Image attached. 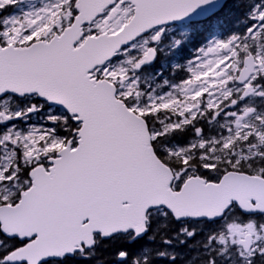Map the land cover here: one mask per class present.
<instances>
[{
	"label": "snow or ice",
	"instance_id": "6c2138e0",
	"mask_svg": "<svg viewBox=\"0 0 264 264\" xmlns=\"http://www.w3.org/2000/svg\"><path fill=\"white\" fill-rule=\"evenodd\" d=\"M0 264H264V0H0Z\"/></svg>",
	"mask_w": 264,
	"mask_h": 264
},
{
	"label": "trees",
	"instance_id": "16d2710c",
	"mask_svg": "<svg viewBox=\"0 0 264 264\" xmlns=\"http://www.w3.org/2000/svg\"><path fill=\"white\" fill-rule=\"evenodd\" d=\"M222 23L224 24L225 28H230V27L232 26V21H231V20L223 21ZM204 35H206L205 32H201V33H199V34L195 37V39H194V41H193V45L200 43L201 40L203 39ZM191 50H192V46L189 47V49H188V51L185 53V55H187ZM104 257H105L106 259H108L109 261H111L112 257H111L110 251H109V252H106V253L104 254Z\"/></svg>",
	"mask_w": 264,
	"mask_h": 264
}]
</instances>
